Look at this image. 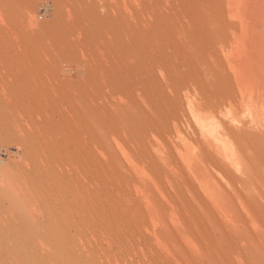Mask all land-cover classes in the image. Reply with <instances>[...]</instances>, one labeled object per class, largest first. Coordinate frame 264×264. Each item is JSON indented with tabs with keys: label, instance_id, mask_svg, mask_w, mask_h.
I'll return each instance as SVG.
<instances>
[{
	"label": "rangeland",
	"instance_id": "obj_1",
	"mask_svg": "<svg viewBox=\"0 0 264 264\" xmlns=\"http://www.w3.org/2000/svg\"><path fill=\"white\" fill-rule=\"evenodd\" d=\"M59 1L0 0L1 78L55 156L31 221L44 228L59 197L74 205L69 234L24 235V264H264V0H66L62 16ZM118 41L137 43L141 69L90 79ZM122 110L132 127L113 122Z\"/></svg>",
	"mask_w": 264,
	"mask_h": 264
},
{
	"label": "bare ground",
	"instance_id": "obj_2",
	"mask_svg": "<svg viewBox=\"0 0 264 264\" xmlns=\"http://www.w3.org/2000/svg\"><path fill=\"white\" fill-rule=\"evenodd\" d=\"M16 1H17L16 3L19 4L20 7H23V5H26L27 6L26 8L31 7L32 0H16ZM59 2H60L59 12L62 16L64 13L63 6H65L67 1L60 0ZM20 10H18L17 8L11 7V6L7 9V11L12 12V14H15L17 17L21 16ZM23 11L26 12V10H23ZM39 13L40 11L38 12V14ZM26 15L28 17V14ZM30 16H33V15H29L28 17L29 20L36 19L35 16L34 18ZM68 17L71 18L69 15ZM68 17H66V19ZM79 17L85 18L86 15L83 13H79ZM41 19L43 18H40V20ZM29 20L28 22H30ZM30 23H27V25ZM53 27L55 26L53 25ZM77 33H79L80 35V32H77ZM94 33L96 35L95 37L101 36V33L99 30H96ZM75 39L78 40V38H75ZM57 43L61 44L62 46L68 47L73 55L76 54V50L74 49L75 47L73 45V42L69 38L66 39L65 41L58 40ZM95 43L97 45L100 44L97 41L93 42L95 46L92 45L91 47L92 49L98 48ZM43 44L45 43H42V45ZM136 44L137 43L135 42L118 41L116 43H113V44L111 43L105 47H102L101 49H103L102 52L104 56L110 59V67L103 68V67L96 66L97 68L94 69V72L91 74V76H89L90 79L92 80L95 79V81L103 82L106 85H112L115 81H118L122 75H124L126 77L125 81H128L129 75L131 74L134 68L141 69L137 63V59L140 56L136 53V50L134 49V45ZM100 55L102 54L100 53ZM11 77H12V72L10 70H7L2 78L0 74V81L3 83V86L10 92V96L0 97V204L8 203V206H9L8 207L9 209L7 212L4 211L0 207V253H2V256L4 258H8L11 264H24V255L28 253L33 254L34 252L32 251L34 248L26 246L24 243H22L24 235L40 233V232L41 233L48 232V233H51V235L55 239V236L58 237L59 235L61 236L64 234H69L68 230L71 229L69 228L71 224L70 219L72 220L70 211L71 213L73 212L74 205L72 206L70 210L69 206L66 203V200L62 197H59L55 200V213H52V212L48 213V222L44 228L40 226L36 221L35 222L31 221V219L33 218V216H31L32 212H28V211H31V210L36 211V209L41 208L42 197L40 194L41 192H40L39 181L43 179V176L46 173L50 172L53 169L54 162H55V156L51 152H49V150H46V148H40V149L36 148L30 141L31 135L23 132L24 127L21 124L22 120H21V117L17 114L19 107H21V100H20L21 97L18 95V88H17L20 86V84L17 83V87L11 85V83L9 82V79ZM113 88H118V87H113ZM8 97L11 99H8ZM130 111L132 115H136L137 114L136 112H138L135 109L130 110ZM115 116H113L114 117L113 122L116 121V123H121V125L122 124L128 125V126L130 125L132 127V123L129 122L132 116L126 113L124 110H122L118 114L117 119ZM201 116H199L198 114V116L194 117L193 119H199V117ZM204 118H201V119H204ZM199 125L201 127V129L199 128V130H206L205 129L206 125H203L201 122ZM48 133L52 135L51 130H49ZM230 133L231 132H229V134ZM207 134L212 135L213 133L207 132ZM242 134L240 133V136ZM214 135L212 137L215 138L218 134L216 136ZM244 135L245 137L242 136L243 141L245 139L247 140L248 138V135L246 132ZM212 137L208 139L210 140L212 139ZM217 139L219 138L217 137ZM205 141H208V140L206 139ZM214 142L215 141L213 139L212 143L216 145ZM104 143L106 145L107 142L104 141ZM229 144L230 143H227L228 147H229ZM14 145L15 146L17 145L18 149L16 148L17 151L12 153L10 152V148ZM222 150L223 149H221V151ZM25 162L30 163L31 169L25 166ZM91 201H94L97 203V200L95 199ZM65 239L66 238H64V240ZM37 242H42V241L38 240ZM40 244L41 243H39V245ZM43 255H44V258L47 264H55V253L53 252L48 253V254L45 253ZM58 259L62 261L61 257H58ZM69 262H71L72 264H87L86 260L81 262L80 258H70ZM56 263L58 264V261Z\"/></svg>",
	"mask_w": 264,
	"mask_h": 264
}]
</instances>
